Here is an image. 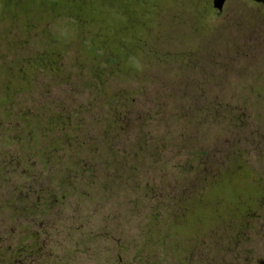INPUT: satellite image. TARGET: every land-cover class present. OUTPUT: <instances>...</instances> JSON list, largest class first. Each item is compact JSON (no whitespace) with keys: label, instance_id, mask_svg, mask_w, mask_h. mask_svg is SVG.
Segmentation results:
<instances>
[{"label":"rangeland","instance_id":"rangeland-1","mask_svg":"<svg viewBox=\"0 0 264 264\" xmlns=\"http://www.w3.org/2000/svg\"><path fill=\"white\" fill-rule=\"evenodd\" d=\"M15 1L0 264H264V4Z\"/></svg>","mask_w":264,"mask_h":264},{"label":"flooded vegetation","instance_id":"flooded-vegetation-1","mask_svg":"<svg viewBox=\"0 0 264 264\" xmlns=\"http://www.w3.org/2000/svg\"><path fill=\"white\" fill-rule=\"evenodd\" d=\"M258 3H263L264 2H258ZM26 193H33V190H26ZM10 247V246H8ZM35 248L36 244L34 242V236L30 235V238L25 237L24 235L22 238L18 239L16 242V245L13 249V254L14 259L11 261L13 264H22L24 263V260L22 261L23 258L29 257L30 262L32 261L31 258L35 257Z\"/></svg>","mask_w":264,"mask_h":264},{"label":"trees","instance_id":"trees-1","mask_svg":"<svg viewBox=\"0 0 264 264\" xmlns=\"http://www.w3.org/2000/svg\"><path fill=\"white\" fill-rule=\"evenodd\" d=\"M11 1V0H8V2ZM16 5L17 6H20V7H23L24 10H28L29 7H30V2L31 0H16ZM46 67L49 68V62L45 65ZM95 75L97 76H100L101 73H104L105 71V68H98V67H95ZM42 119V118H39V120ZM186 198V196H183L182 198H179V201L180 203H182L184 201V199ZM178 212V211H177ZM178 215V214H177ZM249 215V214H248ZM178 217V216H177ZM228 224V223H227ZM223 227H227L226 225L223 226Z\"/></svg>","mask_w":264,"mask_h":264},{"label":"water","instance_id":"water-1","mask_svg":"<svg viewBox=\"0 0 264 264\" xmlns=\"http://www.w3.org/2000/svg\"><path fill=\"white\" fill-rule=\"evenodd\" d=\"M226 0H212V5L219 13H221ZM256 2H264V0H254Z\"/></svg>","mask_w":264,"mask_h":264}]
</instances>
